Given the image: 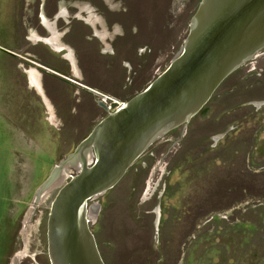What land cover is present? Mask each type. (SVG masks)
Returning <instances> with one entry per match:
<instances>
[{
    "label": "rangeland",
    "instance_id": "1",
    "mask_svg": "<svg viewBox=\"0 0 264 264\" xmlns=\"http://www.w3.org/2000/svg\"><path fill=\"white\" fill-rule=\"evenodd\" d=\"M199 2L0 0V264H50V204L74 169L33 212L36 192L106 116L102 104L126 103L165 70ZM28 31L55 51L28 44ZM10 50L40 52L56 72L54 106L25 95ZM88 204L105 264H264V50Z\"/></svg>",
    "mask_w": 264,
    "mask_h": 264
},
{
    "label": "water",
    "instance_id": "2",
    "mask_svg": "<svg viewBox=\"0 0 264 264\" xmlns=\"http://www.w3.org/2000/svg\"><path fill=\"white\" fill-rule=\"evenodd\" d=\"M262 50L264 0H200L165 70L123 108L109 99L107 115L36 192L32 206L62 180V168L74 169L50 204V264H105L90 228L99 205L88 202L113 189L158 139L186 127L223 81Z\"/></svg>",
    "mask_w": 264,
    "mask_h": 264
},
{
    "label": "crops",
    "instance_id": "3",
    "mask_svg": "<svg viewBox=\"0 0 264 264\" xmlns=\"http://www.w3.org/2000/svg\"><path fill=\"white\" fill-rule=\"evenodd\" d=\"M48 32L50 31L48 30ZM24 40L28 42V44L31 43V46L34 47H47V52L55 51L54 49H52L50 39L42 40V38H40V35H32L30 31L25 34ZM6 50L9 52L8 49ZM10 52L15 53V55L13 54L14 56H9H12V58L15 59L14 65L19 71L20 75H22L21 83L23 84L25 95L30 98V101H33L34 99L40 101L42 97L45 105L47 107L48 105L49 107H51L53 103H51L50 99H48V97L45 95V90L48 88V85H51L55 82L56 72L46 65L41 64L39 61L35 60V58H38L40 56V52L36 53V55L32 54V52H24L23 54L16 53V51L11 50ZM50 53L51 52H48L49 55H51Z\"/></svg>",
    "mask_w": 264,
    "mask_h": 264
},
{
    "label": "flooded vegetation",
    "instance_id": "4",
    "mask_svg": "<svg viewBox=\"0 0 264 264\" xmlns=\"http://www.w3.org/2000/svg\"><path fill=\"white\" fill-rule=\"evenodd\" d=\"M250 62H251V61H250ZM239 69H240V68H239ZM236 71H237V70H236ZM236 71H235V72H236ZM98 95H99V94H98ZM100 97H101V95H100ZM107 100H108V99H107ZM108 101H109V100H108ZM109 104H110V103H109ZM118 104H119V102H117V105H118ZM102 105H103L104 112H106V115H107L108 111L106 110V107H108L109 105H106V104H105V105L102 104ZM203 108H204V107H203ZM203 108H202V110H203ZM202 110H201V111H202ZM201 111H200V112H201ZM200 112H199V113H200ZM199 113H198V114H199ZM198 114H197V115H198ZM195 116H196V115H195ZM179 128H184V127H179ZM179 128L174 129V130L170 131L169 133H173L174 131L178 130ZM169 133H167V134H169ZM167 134H165L164 136H166ZM164 136H163V137H164ZM163 137H162V138H163ZM167 142H168V139H167ZM151 146H152V145H151ZM151 146H150V147H151ZM150 147H149V148H150ZM149 148H148V149H149ZM148 149H147V150H148ZM146 152H147V151H146ZM146 152H145V153H146ZM145 153H144V154H145ZM144 154H143V155H144ZM143 155H142V156H143ZM142 156H141V157H142ZM141 157H140V158H141ZM31 208L33 209V212H34V210H35L36 208H38V206L35 205V206H32ZM36 239H37V237H36V235H35V236L32 237V238L30 237L29 240H32V242H33V243L35 242V244H36V243H37V242H36ZM46 242H47V241H46ZM29 248H30V247H29ZM35 255H36V253H35Z\"/></svg>",
    "mask_w": 264,
    "mask_h": 264
},
{
    "label": "built area",
    "instance_id": "5",
    "mask_svg": "<svg viewBox=\"0 0 264 264\" xmlns=\"http://www.w3.org/2000/svg\"><path fill=\"white\" fill-rule=\"evenodd\" d=\"M125 106V103H119L118 105H117V110H119V109H121V108H123Z\"/></svg>",
    "mask_w": 264,
    "mask_h": 264
}]
</instances>
